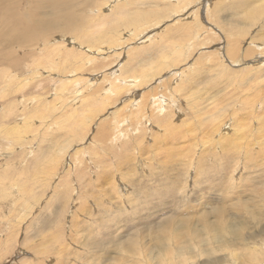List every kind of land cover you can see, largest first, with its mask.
Segmentation results:
<instances>
[{
  "label": "rangeland",
  "instance_id": "1",
  "mask_svg": "<svg viewBox=\"0 0 264 264\" xmlns=\"http://www.w3.org/2000/svg\"><path fill=\"white\" fill-rule=\"evenodd\" d=\"M17 1L23 11L36 10L32 21L42 19L57 23L52 32L48 23L47 27H40L18 43L9 45L8 36L0 30L1 39L4 37L0 39V264H146L143 257L152 258L151 264H159L161 251L170 239L173 247L178 246V250L173 248L175 255L188 259L173 260V264H264V235L261 236L256 227L262 216L258 217V212L251 210L264 203V171L254 172L246 151L234 147L233 155L224 159L226 165L232 169L236 165V169L233 172L230 168L231 171L225 173L217 157L221 152L208 149L210 140L206 134L213 116L220 113L237 122L234 126L241 138L238 144L244 145L264 134L261 133L264 131V0H63L66 6L61 4L51 12L39 11L49 0ZM115 10L122 14L117 15L113 24ZM143 17L145 19L141 20ZM6 18L0 17V21ZM191 18L192 22H197H190ZM188 22L193 28L204 25L197 40L193 39L195 32L187 31L190 35L179 29L189 25ZM181 30L186 36L190 35L185 37V42H181L184 36ZM171 39L175 40L171 42L173 47L183 43L186 48L193 41L194 46L183 61L180 62L182 57L172 59L170 65L167 64L170 67L161 75L152 76L156 74V63L151 65V62L160 55L161 47L166 46V53L172 52ZM161 40L164 44H160ZM230 42L239 48L236 60L229 56ZM46 46L53 52L49 55L51 61L42 58L47 53ZM65 54L66 63L71 62V67L59 62ZM233 54L235 57L234 51ZM76 66L80 68L74 69ZM104 76L112 77L113 82L107 78L105 85L100 84L106 79ZM76 77L80 78L75 81ZM88 82L91 86L88 84L87 92ZM125 82L129 87L125 88L128 86ZM133 83L137 87H131L134 91L128 90ZM80 87H84L85 92ZM83 94H87L86 98ZM103 94L112 96L100 100ZM140 94L147 95L146 105L152 97L157 102L151 107L154 111L150 119L138 112ZM176 98L177 101H173ZM108 100H112L113 105ZM162 105L164 109L158 110ZM171 108L175 109L174 114L166 116L172 126L157 129L155 120L159 119V112L163 110L166 114ZM254 110L262 118H255ZM151 120L154 121L151 123ZM100 122L111 129L108 140L95 139L102 131ZM229 181L237 185L235 192L232 187L227 188ZM213 184H220L219 191ZM239 184L246 186V192ZM250 185L253 191L249 190ZM223 196L230 200L225 201ZM234 202L238 205L234 206ZM216 205L229 208L234 214L242 212L239 214L242 216L226 215L222 242L219 237H216L218 242L212 241V236L219 234L213 229L194 238L195 243L191 244L186 229L191 231L190 239L194 237V230H205L201 215L211 212ZM211 214L207 222L213 224L215 215ZM183 217L190 221L187 227L181 222ZM164 223L166 230L160 232L159 229L165 228ZM233 226L237 231L232 230ZM225 227L229 229L224 230ZM183 243L188 246L186 250ZM138 247L139 251L134 252Z\"/></svg>",
  "mask_w": 264,
  "mask_h": 264
},
{
  "label": "bare ground",
  "instance_id": "2",
  "mask_svg": "<svg viewBox=\"0 0 264 264\" xmlns=\"http://www.w3.org/2000/svg\"><path fill=\"white\" fill-rule=\"evenodd\" d=\"M111 1H113V0H111ZM115 1V0H114ZM258 1V0H257ZM118 2V1H117ZM235 2V1H234ZM110 3V2H109ZM201 3V2H200ZM208 3H209V1H208ZM66 6V4H67V2H65V1H63V0H60V2H56V3H54L53 1H51V0H49L48 1V4H46L44 7H42L39 11H41V12H46V11H48V12H51L52 10H54V9H57V7H60V6ZM118 4V3H117ZM224 4V3H223ZM111 5V4H110ZM109 5V6H110ZM180 5H182V4H180ZM184 5H186V4H184ZM264 5V4H263ZM117 6V5H116ZM121 6V5H120ZM126 6V5H125ZM258 6V5H257ZM107 7V6H106ZM106 7H105V9H106ZM123 7V6H122ZM177 7H179V5L177 6ZM202 7V6H201ZM261 7V6H260ZM37 8V7H36ZM110 8V7H109ZM112 8H114V7H112ZM197 8H198V6H197ZM258 8H259V6H258ZM42 9H44V10H42ZM115 9V8H114ZM125 9H126V7H125ZM90 10V9H89ZM110 10V9H109ZM118 10V9H117ZM162 10V9H161ZM180 10V9H179ZM211 10V9H210ZM264 10V9H263ZM36 11V10H35ZM35 11L33 10V11H23L22 10V6L18 3V1L17 0H11V2H9V0H2V1H0V17H7L6 18V20L4 21H0V30L3 32V33H5V36H8L7 37V39H6V43L9 45V44H15V43H18L20 40H22L24 37H28V36H30V33L31 32H33L34 33V31L35 30H39V28L40 27H47L48 26V23H49V28L51 29V32L53 31V29H54V24L55 23H57V22H54V20H51V21H45V20H42V19H37L36 20V22L33 20L32 21V17H35L36 18V14H35ZM111 11V10H110ZM114 11V10H113ZM120 11V10H119ZM129 11V10H128ZM165 11V10H164ZM27 12V15H25L24 13H26ZM115 12H116V10H115ZM157 13L159 12V11H156ZM173 12V11H172ZM219 12V11H218ZM238 12V11H237ZM17 14V15H15V14ZM95 13V12H94ZM188 13V12H187ZM224 13V12H223ZM14 14V16H12ZM114 14H116L115 16H113V19H114V22H113V24L114 23H116V20H117V17H119V16H117V15H119L120 14V16H121V14H122V12H118V14H117V12L116 13H114ZM155 14V13H154ZM194 14H195V12H194ZM70 15V14H69ZM79 15V14H78ZM128 15V14H127ZM153 15V14H152ZM191 15V14H190ZM80 16V15H79ZM151 16V15H150ZM149 15H148V17H150ZM76 17H77V15H76ZM187 17V16H186ZM194 17H195V15H194ZM209 16H207V18H208ZM70 18V17H69ZM127 18V17H126ZM89 19H91V17L89 18ZM140 19V18H139ZM143 19H145V17H143L141 20H143ZM201 19V18H200ZM126 20V19H125ZM137 20V19H136ZM172 20V19H171ZM194 20H195V18H194ZM111 21V20H110ZM109 21V22H110ZM190 22H192L193 20H192V18L189 20ZM199 21V20H198ZM241 21V20H240ZM82 22V21H81ZM81 22H80V25H81ZM120 22V21H119ZM146 22V21H145ZM197 22V20L195 21V22H192V23H196ZM200 22V21H199ZM69 23V22H68ZM78 23V22H77ZM95 23V22H94ZM191 23V25L189 24V22L187 23V24H189V25H184V26H182L181 28H179V29H183L184 31L186 30V32L187 31H192V33L193 32H195V34H197L196 35V38L194 37L193 39H198V35L200 34V32L199 31H202L203 30V26H201V25H198V27L197 28H193L192 27V24ZM66 24V23H65ZM72 24V23H71ZM98 24V23H97ZM174 24V23H173ZM203 24V23H202ZM262 24V23H261ZM67 25V24H66ZM70 25V24H69ZM68 25V26H69ZM80 25L78 26L79 28H80ZM124 25V24H123ZM127 25V24H126ZM197 25V24H196ZM210 25H211V22H210ZM213 26H215V25H213ZM72 27H73V24H72ZM129 27V26H128ZM127 27V28H128ZM169 27V26H168ZM201 27H203L202 28V30H200V28ZM263 27V26H262ZM112 28V27H111ZM167 28V27H166ZM207 28V27H206ZM77 29V28H76ZM75 29V30H76ZM129 29V28H128ZM63 30V29H62ZM65 30V29H64ZM73 30V29H72ZM120 30V29H119ZM151 30V29H150ZM205 30V29H204ZM60 31H61V29H60ZM176 31V30H175ZM182 31V30H181ZM212 31V30H211ZM67 32V31H66ZM71 32V31H70ZM93 32H95V31H93ZM167 32V31H166ZM186 32H183L182 31V33H184L183 35V38H182V36H181V38H182V41L181 42H185L186 40H185V37L187 38V36H189L190 37V35H191V33L189 32H187L188 34H190V35H188L187 34V36L185 35V33ZM197 32V33H196ZM207 32V34H208V32L209 31H206ZM220 32V31H219ZM263 32V31H262ZM65 33V32H64ZM169 33V32H168ZM171 33H173V32H171ZM202 33V32H201ZM264 33V32H263ZM61 34V33H60ZM70 34V33H69ZM106 34V33H105ZM156 34H157V32H156ZM74 35V34H73ZM94 35V34H93ZM98 35V34H97ZM148 35V34H147ZM159 35V34H158ZM158 35H156V36H158ZM174 36H176L175 34H173ZM179 35V34H178ZM193 35V34H192ZM213 35V34H212ZM232 35V34H231ZM239 35V34H238ZM151 36V35H150ZM166 35H164L163 37H165ZM170 36V35H169ZM168 36V37H169ZM210 36V35H209ZM69 37H71V36H69ZM98 37V36H97ZM101 37V36H100ZM107 37V36H106ZM160 37V36H159ZM162 37V38H163ZM55 38V37H54ZM91 38V37H90ZM102 38V37H101ZM151 38V37H150ZM149 38V39H150ZM172 38V37H171ZM178 38H180V37H178ZM223 38V37H222ZM228 38H230V37H228ZM0 39H1V37H0ZM4 39V37L1 39V41ZM44 39V38H43ZM98 39V38H97ZM100 39V38H99ZM166 39V38H165ZM164 39V40H165ZM169 39H170V37H169ZM168 39V40H169ZM193 39H191L192 41H193ZM50 40V39H49ZM59 40V39H58ZM93 40V39H92ZM101 40V39H100ZM152 40V39H151ZM150 40V41H151ZM167 40V39H166ZM167 40V41H168ZM172 40V41H171ZM170 40V42L169 43H171V42H173V40L174 39H171ZM175 40H176V38H175ZM174 40V41H175ZM178 40V39H177ZM179 40H181V39H179ZM185 40V41H184ZM190 40V39H189ZM200 40V39H199ZM0 41V42H1ZM68 41V40H67ZM73 41V40H72ZM80 41V40H79ZM83 41V40H82ZM147 41V40H146ZM149 41V42H150ZM153 41V40H152ZM155 41V40H154ZM162 41V40H161ZM230 41V40H229ZM34 42V40L32 39V43ZM75 42V41H74ZM78 42V41H77ZM92 42V41H91ZM93 42H95V41H93ZM109 42V41H108ZM157 42V41H156ZM166 42V41H165ZM180 42V43H181ZM188 42V41H187ZM202 42V41H201ZM215 42V41H214ZM234 42V41H233ZM260 42H262V41H260ZM68 43V42H67ZM87 43V42H86ZM85 43V44H86ZM100 43H101V41H100ZM167 43V42H166ZM168 43V44H169ZM197 43H198V41H197ZM200 43V42H199ZM24 44V43H23ZM70 44V43H69ZM76 44V43H75ZM78 44V43H77ZM83 44H84V42H83ZM103 44V43H102ZM154 44V43H153ZM160 44H164L163 43V41H162V43H160ZM159 44V45H160ZM177 44H179L178 42H177ZM187 44V43H186ZM230 46L227 48L228 49V53H229V56H231L233 59L234 58H238L239 57V48H238V46L236 45V43H232V42H230V43H228ZM58 45V44H57ZM65 45V44H64ZM81 45H82V43H81ZM140 45V44H139ZM144 46H146L145 44H143ZM158 45V44H157ZM156 45V46H157ZM158 45V46H159ZM167 45V44H166ZM170 45V44H169ZM173 44L171 43V50H172V52L171 53H166V50H167V48H165V47H161V48H159L158 50H159V52H160V55H157L156 56V59L155 60H153L152 62H151V65L153 64V63H156V65L154 66V68L156 69V74H154V73H150L152 76H159V75H161L162 74V72L164 71V69L166 68V67H168V65H170V64H168V63H171L170 62V60H172V59H175L176 60V58H178V57H182V59L180 60V62L181 61H183L186 57H188V56H186V54H187V51L189 50V49H192L193 48V46H194V41L193 42H190V44H187L186 45V48H188L187 50H186V48H184V44L182 43V44H179V45H177V46H172ZM174 45H176L175 44V42H174ZM184 45V46H183ZM254 45H257L255 42H254ZM74 46V45H73ZM116 46V45H115ZM137 46V45H136ZM157 46V47H158ZM162 46V45H161ZM66 47V46H65ZM71 47V46H70ZM154 47V46H153ZM173 47V48H172ZM49 47L48 46H46V47H44V49H45V51H47V53H44V54H46V55H44L42 58H44V59H46V60H50L51 61V59H50V57H49V55L50 54H52L53 52H51V50L50 49H48ZM54 48V47H53ZM141 48V47H140ZM145 48V47H144ZM154 48H156V47H154ZM230 48V49H229ZM55 49V51H58L59 52V50L57 49V48H54ZM60 49V48H59ZM109 49V48H108ZM146 49V48H145ZM168 49H169V47H168ZM62 50V49H61ZM68 51V50H67ZM149 51V50H148ZM151 51V50H150ZM168 51V50H167ZM217 51V50H216ZM233 51H234V53H236V56L234 57V54H233ZM70 52V51H69ZM108 52V51H107ZM113 52V51H112ZM111 52V53H112ZM146 52V51H145ZM157 52V51H156ZM169 52H170V50H169ZM219 52V51H218ZM64 53V52H63ZM120 52H118V54H119ZM133 54V53H132ZM156 54V53H155ZM212 54V53H211ZM219 54V53H218ZM224 54V53H223ZM242 54V53H241ZM71 55V54H70ZM85 55V54H84ZM120 55V54H119ZM1 56H3V57H5L3 54H1ZM53 56V55H52ZM64 57L62 58H60L59 59V62L60 63H66L67 61V57H66V54L65 55H63ZM73 56V55H72ZM72 56H70V57H72ZM74 56H75V54H74ZM108 56V55H107ZM114 56H116V55H114ZM124 56V55H123ZM137 56H138V54H137ZM224 56V55H223ZM121 57V56H120ZM41 58V59H42ZM108 58V57H107ZM107 58L105 57V59L107 60ZM139 58V57H138ZM201 58V57H200ZM218 58H220L219 56H218ZM217 58V59H218ZM230 59V60H233V59ZM70 59V58H69ZM73 59V58H72ZM117 59V58H116ZM128 59V58H127ZM94 60V59H93ZM105 60V61H106ZM110 60V59H109ZM129 60V59H128ZM234 60H236V59H234ZM233 60V61H234ZM241 62L243 61L242 59H239ZM113 61V60H112ZM137 61V60H136ZM174 61V60H173ZM172 61V62H173ZM220 61V60H219ZM232 61V62H233ZM237 61H238V59H237ZM133 62V61H132ZM177 62H179V61H177ZM207 62V61H206ZM239 62V61H238ZM107 64H109L110 65V63H108V62H106ZM119 63V62H118ZM121 63V62H120ZM235 63V62H234ZM233 63V64H234ZM56 64V63H55ZM100 64V63H99ZM168 64V65H167ZM173 64V63H172ZM171 64V65H172ZM177 64H179V63H177ZM189 64V63H188ZM219 64V63H218ZM236 64V63H235ZM261 64H263V63H261ZM57 66H58V64H56ZM67 67L69 66V67H71V65H72V63L70 62V63H66L65 64ZM131 65V64H130ZM142 65V64H141ZM2 66H5V65H2ZM75 66V65H74ZM126 66V65H125ZM124 66V67H125ZM262 66H264V65H262ZM60 67V66H59ZM101 67H104V65L103 66H101ZM170 67V66H169ZM168 67V68H169ZM17 68V67H16ZM37 68V67H36ZM63 68H65L64 66H63ZM78 68H80V67H78V66H76V67H74V69H76V70H78ZM110 68V67H109ZM112 68V67H111ZM118 68V67H117ZM129 68V67H128ZM58 69V68H57ZM60 69H61V67H60ZM127 69V68H126ZM145 69V68H144ZM151 69V68H150ZM176 69V68H175ZM258 69V68H257ZM256 69V70H257ZM67 70V69H66ZM99 69H97V71H98ZM120 70V69H119ZM122 70V69H121ZM125 70V69H124ZM182 70V69H181ZM180 70V71H181ZM13 71V70H12ZM87 72L89 71V70H86ZM85 71V72H86ZM101 71V70H100ZM135 71V70H134ZM145 71V70H144ZM174 71V70H173ZM172 71V72H173ZM178 71H179V69H178ZM177 71V72H178ZM183 71V70H182ZM181 71V72H182ZM211 71V70H210ZM258 71V70H257ZM261 71V70H260ZM10 72V71H9ZM62 72L63 73H65L63 70H62ZM99 72V71H98ZM97 72V73H98ZM107 72H108V70H107ZM110 72V71H109ZM108 72V73H109ZM113 72V71H112ZM111 72V73H112ZM118 72V71H117ZM116 72V73H117ZM125 72H126V70H125ZM140 72V71H139ZM148 72H151V71H148ZM148 72H146V73H148ZM171 72V71H170ZM175 72V71H174ZM212 72V71H211ZM44 73V72H43ZM90 73V72H89ZM102 73V72H101ZM121 73V72H120ZM119 73V74H120ZM131 73H134V72H131ZM135 73H137V72H135ZM142 73V72H141ZM140 73V74H141ZM145 73V74H146ZM191 73V72H190ZM263 73V72H262ZM91 74V73H90ZM103 74V73H102ZM115 74V73H114ZM128 74H130V73H128ZM139 74V75H140ZM103 75H105V74H103ZM112 75V74H111ZM121 75V74H120ZM134 75V74H133ZM180 75V74H179ZM184 75V74H183ZM264 75V74H263ZM83 76V75H82ZM85 76V75H84ZM90 76V75H89ZM101 76V75H100ZM99 76V77H100ZM119 75L117 74V78L119 79V77H118ZM126 76H128V75H126ZM135 76H137V75H135ZM134 76V77H135ZM141 76V75H140ZM139 76V77H140ZM175 76H176V74H175ZM258 76V75H257ZM8 77V76H7ZM69 77V76H68ZM72 77V76H71ZM94 77V76H93ZM93 77H92V79H93ZM96 77H98V76H96ZM103 77V76H102ZM105 78H106V76H104ZM115 77V76H114ZM123 77V79L125 78L124 76H122ZM142 77L144 78V75H142ZM141 77V78H142ZM259 77V76H258ZM77 78L79 79L80 77H76L75 79V81H77ZM82 78H84V77H82ZM86 78V77H85ZM89 78V77H88ZM108 78V77H107ZM107 78L104 80V81H102V83H100L101 82V80L103 79H101V78H99V79H101L100 81L98 80V82L100 83V84H104L105 82H106V80H107ZM141 78L139 79V80H141ZM142 78V79H143ZM151 78V77H150ZM156 78V77H155ZM172 78V77H171ZM176 78V77H175ZM67 79V78H66ZM108 79H110V78H108ZM111 79H112V77H111ZM110 79V80H111ZM121 79V78H120ZM122 79V80H123ZM126 79V78H125ZM144 79H148V78H144ZM174 79V78H173ZM180 79V78H179ZM117 80V79H116ZM131 80V79H130ZM129 80V81H130ZM133 80H134V78H133ZM132 80V81H133ZM152 79H150V81H151ZM167 80H169V79H167ZM171 80V79H170ZM176 80H178V79H176ZM72 81H74V78H73V80ZM81 81V80H80ZM84 81H86L85 79H84ZM83 81V82H84ZM87 81H89V80H87ZM86 81V82H87ZM93 81H96L95 79L93 80ZM108 81V80H107ZM181 82H183L182 80H180ZM240 81V80H239ZM79 82V81H78ZM77 82V83H78ZM98 82H97V84H98ZM104 82V83H103ZM111 82H113L112 80H111ZM111 82H107L108 84L110 83V85H112L113 83H111ZM119 82H121V81H119ZM119 82H117V81H114V83H118L119 84ZM123 82V81H122ZM134 82V81H133ZM138 82V81H137ZM144 82L146 83V81L144 80ZM143 81L141 82V83H143V84H145ZM149 82V81H148ZM154 82V81H153ZM172 82H173V80H172ZM175 83H176V81H174ZM21 83V82H20ZM81 83V82H80ZM95 83V82H94ZM127 82H125V84H126ZM132 83V82H131ZM140 83V84H141ZM150 83V82H149ZM164 83V82H163ZM178 84L180 83V82H177ZM14 84V83H13ZM65 84V83H64ZM73 84V83H72ZM76 84V83H75ZM83 84V83H82ZM91 84L90 82H88L87 83V85H86V91H87V87L89 86V85ZM124 83H122V85H123ZM124 84V85H125ZM134 84V83H133ZM132 84V85H133ZM139 84V85H140ZM148 84V83H147ZM181 84V83H180ZM74 85V84H73ZM77 85V84H76ZM74 86V87H77V86ZM96 85V84H95ZM94 85V86H95ZM105 85V84H104ZM109 85V86H110ZM126 85H128V86H126L125 88H127V87H129V85L130 84H126ZM142 85V84H141ZM140 85V86H141ZM146 85V84H145ZM149 85V84H148ZM162 85V84H161ZM164 85V84H163ZM173 85H174V83H173ZM71 86V85H70ZM84 86V85H83ZM91 86V85H90ZM93 86V87H94ZM97 86V85H96ZM99 86V85H98ZM103 86V85H102ZM101 86V87H102ZM113 86V85H112ZM135 86V84L133 85V86H130V88L131 87H134ZM167 86V85H166ZM175 86H177V88H178V85H176L175 84ZM79 87V86H78ZM85 87V86H84ZM84 87H82V88H84ZM120 87H121V85H120ZM137 86H135V88H136ZM143 87V86H142ZM172 86H170L169 88H171ZM262 87V86H261ZM81 87H80V90H82V92H85L83 89H82ZM92 88V87H91ZM95 88H97V87H95ZM99 88V87H98ZM109 88H112V87H109ZM113 88H116V89H118L119 88V86H113ZM130 88H128V90H132V88L130 89ZM139 88V87H138ZM141 88V87H140ZM139 88V89H140ZM174 88H176V87H174ZM180 88H181V85H180ZM230 88V87H229ZM53 89V88H52ZM76 89V88H75ZM161 89V88H160ZM89 90L90 91H92L90 88H89ZM99 90V89H98ZM109 90H112V89H109ZM123 90V89H122ZM121 90V91H122ZM147 90H149V89H147ZM162 90V89H161ZM160 90V91H161ZM180 90V89H179ZM93 91H95L94 89H93ZM101 91V90H100ZM105 91V90H104ZM106 91H107V89H106ZM117 91V90H116ZM125 91V90H124ZM132 91H134V90H132ZM164 91V90H163ZM246 91V90H245ZM71 92V91H70ZM75 92V91H74ZM88 92V91H87ZM120 92V91H119ZM127 92V91H126ZM125 92V93H126ZM138 92H140V91H138ZM146 92V91H145ZM156 92V91H155ZM154 92V93H155ZM89 93H91V92H89ZM96 93V92H95ZM106 93H108V92H106ZM110 93H111V91H110ZM120 93H122V92H120ZM157 93V92H156ZM165 93V92H164ZM168 93V92H167ZM174 93H176L175 91H174ZM179 93V92H178ZM177 93V94H178ZM74 94V93H73ZM77 94V93H76ZM112 95L113 94H115L113 91H112V93H111ZM110 94V95H111ZM122 94H124V92L122 93ZM127 95H128V93H126ZM136 94V93H135ZM177 94L176 95H174V96H177ZM186 94V93H185ZM68 95H69V93H68ZM75 95V94H74ZM84 95V94H83ZM86 96H87V94H85ZM84 95V96H85ZM93 95V94H92ZM92 95H91V97H92ZM96 95V94H95ZM103 95H105V94H103ZM109 95V96H110ZM111 95V96H112ZM116 95V94H115ZM141 95V94H140ZM140 95H139V98L137 99V101L141 98V100L142 101H138L139 102V105H137L138 106V112L139 113H141V115L142 114H144V115H147L148 116V118L150 119V116L151 115H153V111H154V109H151V107L154 105V104H156L157 102H155V100H154V98L152 97V99H150L149 100V105L147 104H145L146 102L145 101H148L147 100V95L145 94V96H142V95H144L143 94V92H142V95H141V97H140ZM149 95V94H148ZM180 95V94H179ZM178 95V96H179ZM251 95V94H250ZM86 96H85V98H86ZM108 96V94H106L105 96H103V97H99L100 98V100L102 99L103 100V98H105V97H107ZM109 96L107 97V98H109ZM130 96V95H129ZM128 96V97H129ZM133 96H135V95H133ZM154 96H155V94H154ZM166 96V95H165ZM172 96V95H171ZM181 96V95H180ZM254 96V95H253ZM260 96V95H259ZM264 96V95H263ZM73 97V96H72ZM83 97V96H82ZM81 97V98H82ZM98 97V96H97ZM115 97V96H114ZM114 97H110V98H114ZM119 97H120V95H119ZM119 97H117V98H119ZM122 97H124V96H122ZM121 97V98H122ZM128 97H126V98H128ZM74 98V97H73ZM106 98V99H107ZM131 98V97H130ZM169 98V97H168ZM240 98H242V97H240ZM243 98H244V96H243ZM250 98H251V96H250ZM258 98V97H257ZM90 99H92V100H94L93 98H90ZM89 99V100H90ZM120 99V98H119ZM133 99V98H132ZM156 99V98H155ZM181 99V98H180ZM254 99H256V97L254 98ZM253 99V100H254ZM261 99V98H260ZM65 100V99H64ZM78 100L80 101V96H79V98H78ZM87 100H88V98H87ZM95 100H97V99H95ZM100 100H97V102L98 101H100ZM114 100V99H113ZM125 100V99H124ZM243 100V99H242ZM251 100V99H250ZM73 101H76L75 99L73 100ZM82 101H85V100H82ZM108 101H110L111 102V104L113 105V103H112V100H108ZM118 101V100H117ZM132 101V100H131ZM173 101H177V98H176V100H173ZM179 101V100H178ZM240 101V100H239ZM248 102H251V101H249V99L247 100ZM263 101V100H262ZM62 102V101H61ZM67 102V101H66ZM77 102V101H76ZM89 102V101H88ZM109 102V103H110ZM114 102V101H113ZM240 102H242V101H240ZM261 102V101H260ZM81 103V102H80ZM90 103V102H89ZM94 103V102H93ZM92 103V104H93ZM100 103V102H99ZM132 103V102H131ZM134 103V102H133ZM245 103V102H244ZM91 104V105H92ZM178 104H179V102H178ZM71 105V104H70ZM75 105V104H74ZM79 105V104H78ZM83 105V104H82ZM85 105H87V104H85ZM84 105V106H85ZM94 105H96V103L94 104ZM106 105V104H105ZM179 105H181V104H179ZM246 105V104H245ZM131 106V105H130ZM130 106H129V108H130ZM176 106H177V104H176ZM175 106V107H176ZM248 106H250V105H247V107ZM24 107V106H23ZM94 107V106H93ZM99 107V106H98ZM101 107H104V106H101ZM133 107V106H132ZM158 107V106H157ZM260 107H261V105H260ZM82 108V107H81ZM88 108V107H87ZM89 108H92V107H89ZM126 108H127V106H126ZM135 108H137V107H135ZM164 109V106L162 105V106H159V108H157L158 110H161V109ZM213 108H215V110H216V107H213ZM243 108V107H242ZM73 109H75V108H73ZM100 109V108H99ZM105 109H106V107H105ZM132 109V108H131ZM166 109V108H165ZM218 109V108H217ZM246 109V108H245ZM258 109V108H257ZM261 109H262V107H261ZM264 109V108H263ZM112 110V109H111ZM119 110V109H118ZM117 110V111H118ZM136 110V109H135ZM175 109L174 108H171V110H169L170 112L169 113H167L166 112V114H165V111H160L159 112V116H157V117H159V119H157V120H155V126H156V128L157 129H159V130H162V128L164 129V126L165 127H168V125L169 126H172V125H170V121H169V119L167 118V116H170L171 115V113L174 111ZM219 110V109H218ZM259 110V109H258ZM94 111V110H93ZM113 111V110H112ZM181 111V110H180ZM180 111H178V112H180ZM217 111V110H216ZM249 111V110H248ZM248 111H245V112H248ZM251 111H252V109H251ZM255 111V110H254ZM253 111V112H254ZM86 112V111H85ZM89 112V111H88ZM99 112V111H98ZM126 112H128V111H126ZM137 112V113H138ZM177 112V113H178ZM252 112V113H253ZM256 112V111H255ZM254 112V113H255ZM84 113V112H83ZM90 113V112H89ZM123 113V112H122ZM131 113V112H130ZM181 113V112H180ZM94 114H95V112H94ZM114 114V113H113ZM129 114V113H128ZM172 114H174V113H172ZM251 113H249V115H250ZM263 114V113H262ZM84 115V114H83ZM96 115V114H95ZM94 115V116H95ZM136 115V114H135ZM167 115V116H166ZM86 116H87V114H86ZM90 116V115H89ZM93 116V117H94ZM115 117H118L117 115H114ZM248 116V115H247ZM247 116L245 117V118H247ZM88 117V116H87ZM91 117H92V115H91ZM110 117V116H109ZM135 117V116H134ZM137 117V116H136ZM152 117V116H151ZM263 117H264V114H263ZM111 118V117H110ZM113 118V117H112ZM173 118V117H172ZM228 118V119H227ZM227 118H226V116L224 117L223 116V114L222 113H220V114H217V115H214L213 116V118H212V120H211V123H210V127L208 128V133H206L207 134V136H209V140H210V144H208L209 145V147H208V149H211V150H213V151H216V152H221L217 157L219 158V161L221 162H219V164L221 165V166H224L225 167V169L224 170H226L225 171V173L227 172V171H231V167L230 166H228V165H226V161L227 160H225L224 158L227 156V155H229V154H231V155H233V152H232V148L234 149V147L238 150L239 148H241V149H243L242 151H246V153L245 154H247V156H248V158H250V159H252V164H251V168H253L254 169V172H256V173H259V172H263L264 171V158H262V157H264V141H263V139H264V134H262V135H260V136H258V137H256V138H260L262 141H258V140H254V139H256V138H254L253 139V141H251V142H249V143H246V142H244V145L242 144V143H240V144H238V140H241V138H240V134L238 133V131H237V128H235V126H237V122H233V117H230V116H227ZM235 118V117H234ZM249 118V117H248ZM247 118V119H248ZM252 118V117H251ZM255 118H262V115H259V113L258 112H256V117ZM18 119V118H17ZM85 119V118H84ZM93 119V118H92ZM126 119V118H125ZM147 118H145L144 119V121L146 120ZM154 119V118H153ZM176 119V118H175ZM15 120V119H14ZM89 120H91L90 118H89ZM88 120V121H89ZM94 120V119H93ZM107 120V119H106ZM112 120V119H111ZM117 120V119H116ZM49 121V120H48ZM84 121V120H83ZM108 121V120H107ZM106 121V122H107ZM118 121V120H117ZM116 121V122H117ZM152 121H154V120H151V123H152ZM201 121V120H200ZM203 121V120H202ZM244 121V120H243ZM12 122V121H11ZM45 122V121H44ZM85 122V121H84ZM109 122V121H108ZM115 122V121H114ZM113 122V123H114ZM253 122V121H252ZM259 122V121H258ZM257 121H256V123H258ZM101 123V122H100ZM133 123H136V122H133ZM149 124H150V122H148ZM250 123V122H249ZM110 124V123H109ZM117 124V123H116ZM118 124L120 125L121 124V122L119 123L118 122ZM123 124V123H122ZM125 124H126V122H125ZM124 124V125H125ZM236 124V125H235ZM111 125V124H110ZM113 125H115V124H113ZM118 125V126H119ZM123 125V126H124ZM127 125V124H126ZM235 125V126H234ZM249 125H251V124H249ZM262 125H263V123H262ZM54 126V125H53ZM70 126V125H69ZM106 125H104V124H102L101 123V127H100V129H102V131H99L97 134H96V137H95V139L97 138L98 140H100V141H105V140H108V138H109V136L111 135V131L109 132V130H111L110 128H109V130H108V128L107 127H105ZM109 126V125H108ZM117 126V125H116ZM135 126V125H134ZM204 126H207V125H205L204 124ZM209 126V125H208ZM239 126V125H238ZM246 126H248L247 124H246ZM80 127H81V125H80ZM83 127V126H82ZM96 127V126H95ZM99 127V126H98ZM120 127V126H119ZM240 127V126H239ZM258 127V126H257ZM262 127V126H261ZM264 127V126H263ZM84 128V127H83ZM112 128V127H111ZM205 128V127H204ZM251 128V127H250ZM96 129V128H95ZM114 129H116V128H114ZM114 129H113V131H114ZM118 129V128H117ZM241 129V128H240ZM239 129V130H240ZM245 129V128H244ZM246 129H249V127H247ZM245 129V130H246ZM255 129V128H254ZM1 130V129H0ZM153 130V129H152ZM48 131V130H47ZM118 132L119 130H115V132ZM172 131V130H171ZM186 131V130H185ZM207 131V130H206ZM247 131V130H246ZM135 132V131H134ZM241 132V131H240ZM250 132V131H249ZM256 132V134L258 133L257 131H255ZM254 132V133H255ZM19 133V132H18ZM120 133V132H119ZM184 133V132H183ZM193 133V132H192ZM195 133V132H194ZM242 133V132H241ZM245 133V132H244ZM261 133H264V131L263 132H261ZM116 134V133H115ZM124 133H122V135H123ZM251 134H253V133H251ZM250 134V135H251ZM255 134V135H256ZM260 134V133H259ZM70 135V134H69ZM118 135V134H117ZM121 135V134H120ZM119 135V136H120ZM122 135H121V137H122ZM249 135V134H248ZM66 136V135H65ZM178 136V135H177ZM202 136V135H201ZM243 136V135H242ZM120 137V138H121ZM247 137V136H246ZM250 137H253V136H250ZM85 138V137H84ZM116 138V137H115ZM178 138H180V136L178 137ZM205 138V137H204ZM245 138V137H244ZM249 138V137H248ZM102 139V140H101ZM124 139V138H123ZM203 139V138H202ZM206 139V138H205ZM243 139V138H242ZM111 140H112V138H111ZM119 140V139H118ZM245 140V139H244ZM249 140V139H248ZM37 141V140H36ZM116 142H117V140H115ZM10 142V141H9ZM112 142V141H111ZM114 142V141H113ZM112 142V143H113ZM197 142V141H196ZM111 143V144H112ZM225 143V144H224ZM232 143V144H231ZM205 144H207L206 142H203V145H205ZM207 145V146H208ZM14 146V145H13ZM116 148V147H115ZM118 148V147H117ZM195 148V147H194ZM240 149V150H241ZM236 150V151H237ZM206 151H208V150H206ZM235 151V152H236ZM209 152V151H208ZM207 152V153H208ZM238 152V151H237ZM107 153V152H106ZM239 153V152H238ZM237 153V154H238ZM31 154V153H30ZM212 154V153H211ZM217 154V153H216ZM236 154V155H237ZM244 154V153H243ZM244 154V156H246ZM242 155V154H241ZM240 155V157H242ZM82 156H84V155H82ZM213 156V155H212ZM260 156V157H259ZM30 157V156H29ZM194 157V156H193ZM234 157V156H233ZM31 158V157H30ZM77 158V157H76ZM229 158V157H228ZM243 158V157H242ZM246 158V157H245ZM244 158V159H245ZM78 159V158H77ZM200 159V158H199ZM114 160V159H113ZM241 160V159H240ZM239 160V161H240ZM25 161V160H24ZM80 161V160H79ZM68 162V161H67ZM69 163V162H68ZM67 163V164H68ZM193 163V162H192ZM243 163V162H242ZM245 164V163H244ZM250 164V163H249ZM248 165V164H247ZM246 165V166H247ZM237 166H238V161H237ZM217 167H218V164H217ZM70 168V167H69ZM231 168V169H230ZM250 168V167H249ZM73 169V168H72ZM228 169V170H227ZM234 169H236V165H235V168ZM234 169H232V171L234 172L235 170ZM239 169V168H238ZM247 169V168H246ZM198 170V169H197ZM222 170V169H221ZM220 170V171H221ZM201 171V170H200ZM73 172V171H72ZM228 173V172H227ZM245 174H247L246 172H244ZM244 173H242V174H244ZM69 174V173H68ZM153 174V173H152ZM213 174H214V172H213ZM72 175V174H71ZM243 176V175H242ZM145 177V176H144ZM230 178V177H229ZM245 178V177H244ZM209 179V178H208ZM56 180V179H55ZM227 181V180H226ZM82 182V181H81ZM240 182V181H239ZM242 182L243 181H241V184H242ZM235 183H236V181H235ZM238 183V182H237ZM78 185V184H77ZM218 185H220V184H213L212 185V187H214V188H216L217 189V191H219V189H218ZM223 185V184H222ZM236 185V184H235ZM235 185H233L232 184V182L231 181H229V183H228V185H227V188L228 187H232V190L233 189H235L236 188V186ZM240 185V184H239ZM242 187V190L243 191H245L246 192V189L244 188V187H246V186H241L240 185V188ZM248 187V186H247ZM253 187V185H250L248 188H249V190L250 191H253L254 189L252 188ZM239 188V189H240ZM244 188V189H243ZM9 189V188H8ZM220 189H221V187H220ZM229 189V188H228ZM236 190V189H235ZM242 190H239V191H242ZM248 190V189H247ZM44 191V190H43ZM227 191V190H226ZM234 191V190H233ZM242 191V192H243ZM183 192H185V191H183ZM235 192V191H234ZM149 193V192H148ZM180 194V193H179ZM238 194V193H237ZM233 195V194H232ZM255 195V194H254ZM83 196V195H82ZM262 196V195H261ZM260 196V197H261ZM225 196H223V198H224ZM116 198V197H115ZM256 198H257V196H256ZM263 198V197H262ZM248 199V198H247ZM254 199V198H253ZM228 200H230V198H227V197H225V201H227L228 202ZM236 200V199H235ZM246 200V199H245ZM249 200V199H248ZM264 200V199H263ZM262 200V201H263ZM113 201H115V200H113ZM143 201V200H142ZM225 201H222L223 202V204H225L224 202ZM258 201H259V199H258ZM254 202H256V201H254ZM253 202V203H254ZM48 203V202H47ZM122 203V202H121ZM261 203V202H260ZM234 204V206H236V205H238V204H236V202H234L233 203ZM263 205H257L256 207H252L251 208V206L250 207H248V208H251V210H253V213L254 212H258V217L261 215L262 216V218H258V222H259V224L256 226L257 227V229H258V232L260 233V235L262 236V235H264V223H262L261 222V220L264 222V203H262ZM74 205V204H73ZM247 205V204H246ZM113 206V205H112ZM3 207V206H2ZM160 207H161V205H160ZM93 209H94V207H92ZM247 208V209H248ZM237 209V208H236ZM34 210V209H33ZM230 209L228 208V209H225L224 207H219V205H216L215 206V208H213V209H211V212H212V214L211 215H215L214 217H215V219L213 220V221H215L213 224H212V221H209V222H207V218H208V216H210V210L209 211H206V212H204V213H202V215H201V218H202V220H204L205 222H203L202 224H203V226H204V228H205V230H201L200 228V230L199 229H196V230H194V237H192L191 239H190V237H191V231H189V230H187L186 229V235L188 236V238H189V240H190V243L191 244H193L194 245V243H195V239L194 238H199V237H201L200 236V234H203V233H205L206 232V234L208 233V232H212V230L213 229H216V232H219V234H215V233H213V234H215L214 236H212V241L213 242H215V240H216V242H218V237L219 238H221V242L223 241V239H224V234H223V232H222V227H223V225H224V223H225V218H226V215H230V211H229ZM244 210V209H243ZM2 211V210H1ZM240 211H242V210H240ZM72 212V211H71ZM75 212H76V210H75ZM120 212V211H119ZM233 214H234V212H232ZM231 213V214H232ZM240 213H242V212H236L235 214H234V216L236 217V216H238ZM249 213V212H248ZM23 215V214H22ZM34 215V214H33ZM78 215V214H77ZM165 216V215H164ZM239 216H242V215H239ZM38 217V216H37ZM84 218V217H83ZM182 218V217H181ZM184 219H181V222L183 223V225L185 226V227H187V223L189 224V222H188V217H183ZM200 218V219H201ZM70 219V218H69ZM255 219V218H254ZM46 220V219H45ZM63 220V219H62ZM76 221V220H75ZM66 222V221H65ZM69 223V222H68ZM75 224V223H74ZM81 225V224H80ZM113 225V224H112ZM164 226H165V228L164 227H162L161 229H159L160 230V232H162L164 229L166 230V227H167V224L166 223H164L163 224ZM160 227H161V225H160ZM229 228L228 227H225L224 228V230H228ZM62 230V229H61ZM232 230L233 231H237V228L235 227V226H233L232 227ZM71 231V230H70ZM74 233V232H73ZM72 233V234H73ZM164 233V232H163ZM169 233V232H168ZM159 235V234H158ZM185 236V235H184ZM186 237V236H185ZM217 237V238H216ZM2 238V237H1ZM65 238V237H64ZM82 238V237H81ZM211 237H209V239H210ZM216 238V239H215ZM250 238H254V236L253 237H250ZM165 239V238H164ZM169 239V238H168ZM186 240V239H185ZM184 240V241H185ZM66 241V240H65ZM154 241V240H153ZM183 241V242H184ZM166 242H168L169 244L167 245V246H165V248L161 251L162 253L160 254V260H159V264H171V262H172V264H173V260L174 261H176L177 262V260H188V259H186V258H184V257H179V256H177V255H175L176 253L174 252L175 250L174 249H176V250H178V246H174L173 247V244H174V242L173 241H171V239L170 240H168V241H166ZM170 242H173V244H171ZM177 242H179V241H177ZM215 242V243H216ZM220 242V243H221ZM154 243H155V241H154ZM161 243V242H160ZM181 243V242H180ZM220 243H219V245H218V247L220 248ZM157 244H159V243H157ZM214 244V243H213ZM169 245H171V247L169 246ZM217 245V244H216ZM19 246V245H18ZM78 246V245H77ZM163 246V245H162ZM190 246V245H189ZM6 247V246H5ZM182 247H183V250L185 249L186 250V247H188L185 243H183L182 244ZM54 248V247H53ZM159 248V247H158ZM174 248V249H173ZM213 248V247H212ZM124 249V248H123ZM127 249V248H126ZM134 249V248H133ZM180 249V248H179ZM52 250V249H51ZM61 250V249H60ZM174 250V251H173ZM214 251H215V248L213 249ZM137 251H139V247H138V249L137 250H134V252H136L137 253ZM150 251V250H149ZM31 252V251H30ZM132 252V251H131ZM219 252V251H218ZM7 253V252H6ZM129 253V252H128ZM136 253H134V254H136ZM188 253V252H187ZM8 254V253H7ZM131 254V253H130ZM134 254H131V255H134ZM158 254V253H157ZM184 254V253H183ZM186 254V253H185ZM82 255V254H81ZM110 255V254H109ZM130 256V255H129ZM190 256H193V254L192 255H190ZM62 257V256H61ZM131 257V256H130ZM154 257H155V254H154ZM188 257V256H187ZM49 258V257H48ZM141 258V257H140ZM147 257H143V261H145V263L146 264H151V260H152V258L150 259H146ZM175 258V259H174ZM259 258V257H258ZM13 259V258H12ZM45 262V261H44ZM137 262H138V259H137ZM33 263V262H32ZM108 263V262H107ZM140 263V262H139ZM259 263V262H258ZM82 264V263H81ZM105 264V263H104ZM137 264V263H136ZM142 264V263H141Z\"/></svg>",
  "mask_w": 264,
  "mask_h": 264
}]
</instances>
